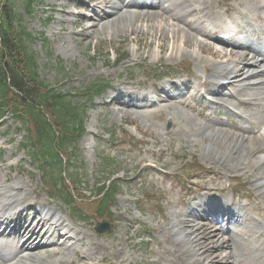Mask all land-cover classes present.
<instances>
[{
	"label": "rangeland",
	"instance_id": "1",
	"mask_svg": "<svg viewBox=\"0 0 264 264\" xmlns=\"http://www.w3.org/2000/svg\"><path fill=\"white\" fill-rule=\"evenodd\" d=\"M26 1L19 0L20 11ZM86 1L81 0V3L85 5ZM233 4L236 10L243 11L242 19L246 25L255 34H261L258 38L259 36L255 37V34L248 31L244 42L261 52L262 61L264 46L260 44L264 42V0H241L234 1ZM64 5V0H36V11L26 17L25 23L37 37L44 35L48 40V47L55 54L50 60L42 40H37L34 44L33 49L40 56L41 76L51 85H62L65 92L71 93L75 100L88 108L86 132L79 142V154L87 169L85 189L91 191L94 188L95 175L101 167L100 154L116 157L119 171L126 177L122 180L123 192L113 211L116 226L109 233L100 234L96 231L98 222L79 221L60 200L51 198L45 192L42 174L35 171L30 154L24 148L25 128L15 118L9 117L0 121V166L4 162L1 175L3 181L6 175L13 178V184L22 181L25 185L23 196L29 195V203L38 202V205L24 218H16L15 215L24 211L26 205L16 203L13 208H4V215L0 214V232L7 229V235L0 238V244L12 242L18 237L21 227H28L34 216L39 214V219H44L47 216L45 209L49 215L55 213V219L50 224H54L57 217L64 216L84 239L83 242L74 244L75 253L64 264H178L179 259L171 256L173 247L179 242L177 222L186 215L198 214L201 208L197 205L190 209L192 204L204 203L207 205L204 208L205 217L218 219V228L230 227L231 231L242 237L246 247L242 252L243 264H264V251L259 250L258 242L264 239V199L257 189L264 184L260 181L264 176L259 170V162L264 159V153H253L249 141H255L253 146L264 142V89L245 88L243 84L249 83L245 82L243 87H237L242 92L241 95L233 92L235 96H231L232 102L229 104H216L219 100L208 94L207 87L199 86L188 94L184 93V86L182 90H174L170 87L172 82L188 81L201 85L209 79L212 70H206L195 60L198 47L193 46L187 50L181 45L183 57L179 54L170 57L160 51V42L153 37H144L138 41L131 32L116 34L113 25L109 23L100 36L96 33L86 43L82 28L76 26L73 18L60 10ZM66 5L80 16L86 12L83 5L76 6L73 1ZM155 24L157 20L153 18L152 27ZM92 25L96 26L97 22L87 20L85 23L86 27ZM156 30L153 27L152 33ZM120 50L125 51L129 59L117 65V51L119 53ZM158 55L161 57L158 58ZM203 57L215 62L209 58L210 55L204 54ZM57 58L65 62L67 75L60 74V69L56 68ZM182 65L191 67V74L184 73ZM142 66L146 69L152 67L154 70L156 67L172 69L164 74L158 72L163 80L156 82L151 79L153 77L148 78ZM234 67V63L226 66L228 69ZM262 70L264 62L259 68H254L255 72ZM98 80L109 83L110 89L92 104H86V100L80 98L81 93L85 86ZM252 82H264V76L256 77ZM118 86L137 87L141 93H149V100L141 101L144 106L154 102L157 104L154 108L142 111H132L122 106L130 101L129 98L121 100V106L109 104V99L115 95ZM160 87L164 89L163 93H152V89ZM206 96L209 101L205 99ZM177 100L189 102L191 106H179L175 104ZM202 108L205 110L202 111ZM172 117L173 123L170 121ZM209 120L219 122L222 127L209 124ZM205 125H209L207 131H203L202 126ZM111 131L117 132L120 144L111 141ZM125 131L137 141V145L125 144L126 141L131 142L127 137L121 136ZM213 139L221 145L217 146L212 142ZM229 150L239 152L238 156H233L235 170H226L221 161L219 166L215 163L218 162L216 159L219 154ZM243 157L246 158L243 160ZM186 163L197 164L191 169L199 167L201 171H205L193 173L191 177L195 178L191 181L197 185L199 193L184 182L186 176V181L190 178L187 172L193 171L184 170ZM141 165L145 169L140 174ZM222 190L224 195L220 193ZM4 193L0 189V196H4L0 197V205L10 201ZM147 193L152 194L153 199H146ZM33 196L36 198L32 199ZM216 197L224 206L229 204L223 209L230 208L241 217L239 223L233 222L228 226L225 214H213L217 210L208 201ZM202 199L205 201H201ZM14 228L15 232L10 235ZM33 229L34 227L30 231ZM147 234L150 238L143 240ZM20 239L22 243L26 241V237ZM57 240V236H47L44 242L50 244ZM206 246L211 253L213 245L206 243ZM6 253L13 255L14 248L6 249ZM230 253H225L223 259L232 263ZM23 255L34 256V253L28 250L23 252L18 258L21 262ZM25 262L40 264V259L26 258ZM212 263L211 258L203 262Z\"/></svg>",
	"mask_w": 264,
	"mask_h": 264
},
{
	"label": "bare ground",
	"instance_id": "2",
	"mask_svg": "<svg viewBox=\"0 0 264 264\" xmlns=\"http://www.w3.org/2000/svg\"><path fill=\"white\" fill-rule=\"evenodd\" d=\"M64 1L65 5L60 10L66 16L73 18V23L76 26L82 28L86 43L90 42L96 33L100 36L106 24L109 23L113 25L116 34H128L131 32L138 41L144 37H153L154 40L156 39L160 42V51L169 54L170 57L175 54L183 57L184 52L181 50V45H184L187 50L193 46L198 47L197 51L199 52L195 60L198 65H202L206 70L208 68L212 70L209 79L206 80L205 84L201 85L188 81L172 82L170 87L174 90H182L184 86V93L188 94L192 90H197L199 86L207 87L208 94L215 96L219 100L216 104H229L232 102L231 96H235V94L241 95L242 92H239L237 87H243L242 84L245 82H249L243 84L245 88L252 90L264 89V82H252L254 78L264 76V70L260 72L254 71V68H259L263 64L264 59L260 61L261 52L256 48H251L244 42L248 31L252 34H255V32L242 19L243 11L236 10L233 4L234 1L239 2L241 0H87L85 4L86 12L82 16L74 12L72 7L66 5L73 1L74 5L79 6L82 4L81 0ZM153 18L157 20V24L153 25V27L157 28L154 34L152 33L153 27L151 25ZM87 20L97 22V25L86 27L85 23H87ZM103 21L105 23H102ZM260 35L256 33L254 36H259L258 38H260ZM260 45L264 46V42ZM204 54L210 55L209 58L215 60V62L204 58ZM160 57L158 55V58ZM230 63L235 64L234 69L226 68ZM242 63L245 64L241 66ZM223 81L228 82L223 83ZM163 92L164 89L162 87L152 89V93ZM218 96L222 98H218ZM149 97V93H141L137 87L125 88L118 86L115 95L109 99V104L121 106V100L129 98L130 101L124 102L125 104L122 106L130 108L132 111H142L156 106L155 104L149 106L141 104V101H147ZM168 97L173 98L171 95H168ZM205 98L209 101L207 96ZM175 104L187 108L191 106L189 102L178 100ZM204 110L205 108H202V111ZM203 115L205 116V113ZM170 121L173 123V117ZM208 123L222 127V124L216 121L209 120ZM208 126H202L203 131H207L208 129L206 128ZM215 139L212 142L217 144V146L221 145ZM249 141L252 144L250 149L253 153H264V142L253 146L255 141L252 139ZM243 142L245 141L243 140ZM219 155L216 159L218 162H215L218 166L221 161L226 170H235L236 162H233V156H238L239 152L234 153L229 150ZM245 158L243 157V160ZM259 164H261L259 170L264 176V159H261ZM3 167L4 162L3 166H0V189L10 194L9 200L12 203L26 205L24 211L17 216L19 218L28 217L38 202H35V204L29 203V195L23 196L25 185L22 181H17L14 185L7 186L6 183L10 181V178L7 175L6 181H3V176L1 175ZM260 181L264 183V178L260 179ZM257 189L260 197L264 199V184H261ZM220 193L223 194V190ZM35 198L36 196L32 197V199ZM201 201L205 200L202 199ZM208 202L214 205L217 210H214L213 214L226 215L228 226L233 222L239 223L241 221V217L235 211L230 210V208L223 209V207H228L229 204L224 206L217 197ZM193 208H195L194 205L190 207V209ZM204 208L200 209L198 214L186 215L184 219L177 222L179 242L177 241L178 245L173 247L171 256L179 259V261L176 259L178 264H203L204 261L210 258L213 259L212 264H243L242 252L246 247L242 242V237L231 231L230 227L228 229L224 227L218 228V219L205 217ZM229 210L230 212H225ZM54 219V212L51 213L49 221L40 220L38 214L31 219L28 227H21L20 232L17 234L18 237H15L12 242L7 245L0 244V264H26L25 257H23V262L18 260L26 250L34 252V256L29 255L28 258L35 259V257H39L40 264L66 263L72 254L75 253L74 244L81 243L84 239L79 230L66 217H57L54 224H50ZM32 227L34 229L30 231ZM14 232L15 228L12 229L10 235H13ZM6 235V230L0 232V237H5ZM23 235L27 236L24 243L20 241V237ZM43 235L44 237L42 238ZM47 236H57L58 240L57 242L46 244L44 241ZM35 241H38L36 245ZM258 242L260 245L259 250L264 251V239ZM206 243L213 245L211 253L206 249ZM8 248H14L15 253L13 255L7 254L6 249ZM36 250L38 253H35ZM229 252H231L232 263L223 259L224 254Z\"/></svg>",
	"mask_w": 264,
	"mask_h": 264
},
{
	"label": "trees",
	"instance_id": "3",
	"mask_svg": "<svg viewBox=\"0 0 264 264\" xmlns=\"http://www.w3.org/2000/svg\"><path fill=\"white\" fill-rule=\"evenodd\" d=\"M35 7V1L29 0L20 12L18 0H0V118L12 113L23 122L29 146L34 149L33 158L42 166L48 165L45 176L61 182L65 187L62 198L74 208L78 198L74 193L82 179L80 172L68 176L67 166L72 159L80 160L77 150L85 133L87 109L62 86L55 87L40 75L39 55L33 50L37 37L25 24V15L33 14ZM40 39L51 60L53 51L45 38ZM58 66L61 73H67L64 61L59 59ZM107 88L104 81L93 82L84 88L82 96L91 103ZM52 166L58 167L57 176L50 170ZM119 188L118 182L102 185L97 190L100 198L82 203L89 217L110 218Z\"/></svg>",
	"mask_w": 264,
	"mask_h": 264
},
{
	"label": "water",
	"instance_id": "4",
	"mask_svg": "<svg viewBox=\"0 0 264 264\" xmlns=\"http://www.w3.org/2000/svg\"><path fill=\"white\" fill-rule=\"evenodd\" d=\"M98 229L100 232H106V231H109L111 229V226L108 224H103V225H100V227Z\"/></svg>",
	"mask_w": 264,
	"mask_h": 264
}]
</instances>
